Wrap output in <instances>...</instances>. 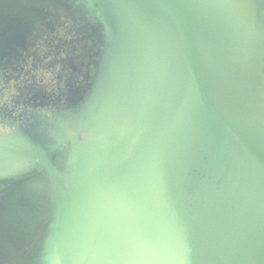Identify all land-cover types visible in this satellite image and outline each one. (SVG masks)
<instances>
[{"label":"water","instance_id":"water-1","mask_svg":"<svg viewBox=\"0 0 264 264\" xmlns=\"http://www.w3.org/2000/svg\"><path fill=\"white\" fill-rule=\"evenodd\" d=\"M249 1V13L260 20L261 37L264 39V0ZM4 2L0 0V9ZM131 3L132 13L141 20L147 33L157 43L156 50L162 61L152 64V60L148 59L144 90L129 103H126L127 93L124 91L115 104L131 108L141 98L136 125L138 136L132 159L124 156L127 163L124 176L123 154L120 150L114 147L99 150L89 140L81 145L73 135L70 143L76 144L78 149L75 173L69 184L51 157L33 150L10 148L18 167H37V170L17 175L0 171V178L4 177L0 182V191L8 185V180L11 182L44 169L50 186V212L34 249L27 258H19L18 247L24 236L21 227L25 225L19 211L23 209L22 206L18 209L20 203L13 201L17 196L11 200L10 197L7 202L0 201V212L8 221H14L7 225L12 224L14 233L19 228L18 235L21 237L17 247L0 238V247L3 246L5 250L0 258L13 260L0 264H92L95 255L103 250L101 245L114 256L113 259L108 258L106 253L102 264H136L132 255H128L124 261H118L114 246L106 245L113 242L112 231H108V226L114 222L117 206H122L123 212H133L130 219L137 222L136 226L126 227L141 236L133 251L147 256L151 248L157 250L150 262L144 260L137 264H162L163 253L176 258V264H194L186 253L185 243L186 237L194 231L187 222L197 218L223 221L225 237L221 234L222 242H238V247H231L232 250L234 248L231 261L215 259L208 264H264V244L258 235V225L264 221V185L261 183L264 181V57L257 48V39H254L238 0H131ZM173 75L174 78L170 79ZM151 77H155V81ZM180 79L184 82L183 89H178ZM173 97L204 103L206 112L218 118L216 124L219 123L221 127L210 123L207 129L213 132L216 128L222 130L221 144L225 150L222 159L226 170L221 167L224 172L218 171L228 175L232 173L235 183L232 188L214 189L215 195L211 194L210 199L200 205L205 209L199 217V208L193 206L192 213L183 212L177 224L173 220L177 211L173 197L169 196L166 205L171 209L168 214L172 218V225L166 230L168 237L162 242L153 237L151 222L154 218L148 219V213H139L137 208L128 210L126 202L122 199L121 203L120 198L129 189L128 179L139 157L144 112H151L161 102ZM170 123L174 129L176 118H171ZM213 135L215 139L218 136L217 133ZM199 138L207 137H190L185 138V141L193 146ZM165 140L166 135H163L160 140L163 146ZM181 145L186 144L184 142ZM232 147L239 150L243 157L231 154ZM190 157L186 156V161ZM7 175L15 178H8ZM150 186L147 183L140 188L148 190ZM208 190L210 192V188ZM36 204L29 205L35 209ZM210 204L214 208H208ZM230 207L232 209L227 211ZM4 228L7 226L1 227L0 236L9 235L3 232ZM157 228L160 230L159 226L155 227L156 235ZM145 235L151 237L145 239ZM201 256L204 260L210 259Z\"/></svg>","mask_w":264,"mask_h":264},{"label":"trees","instance_id":"trees-1","mask_svg":"<svg viewBox=\"0 0 264 264\" xmlns=\"http://www.w3.org/2000/svg\"><path fill=\"white\" fill-rule=\"evenodd\" d=\"M26 1L5 0L4 6L0 9V35L18 11L24 7ZM131 10V0H33L27 17L18 22L0 40V95L13 81L12 89L8 90L6 100L2 102L4 113L0 116L29 115L25 114V109L34 93L46 92L56 99L74 89L81 91L83 95H89L109 55H111L109 77L101 87L98 102L101 101L104 93L107 96L98 105L99 116L104 114L106 108L115 107L118 97L124 91L127 93L126 103H129L146 87L144 80L148 70L147 60L151 59L152 64L162 61L156 50L157 43ZM49 45H58L60 50L52 54L46 52V56L41 57L40 53ZM37 54L42 60L47 61V65L43 68L55 72L54 78L47 84L32 79L31 82L20 85L17 83V78H14L15 73L21 70L23 61ZM75 56L79 57V60L76 59L78 61L75 60ZM39 65L40 62H37L34 69H38ZM25 67H29L28 64L22 66ZM72 75L76 76L75 80H72ZM73 82L74 88H72ZM178 83V89H183V79ZM78 86H82L81 90ZM23 87L32 89L27 90ZM203 107L205 104H199L196 100L173 97L161 102V105L151 112L143 114V137L139 142V157L128 179L129 189L122 195L120 202L123 203L124 200L128 210L137 208L139 213H148V219L154 218L153 222L149 220L154 228L153 237L161 239L162 242L168 237L165 232L172 225V218L168 214L171 213V209L166 205L169 196L173 197L177 211L173 215V220L177 224L183 212L191 214L193 211L191 203L188 204V196L194 174L201 173L202 170L205 175L208 172V163L215 171L217 157L218 165L226 170V164L222 159L225 153L221 144L223 132L218 128L214 132L207 129L210 123L216 124L218 118L210 115V112H206ZM44 109L46 108L38 107L35 114L43 123L44 120H50L52 125L53 118ZM171 118H176L174 129L170 123ZM216 126L221 127L219 123ZM213 133H217L216 139ZM163 135H166L164 146L160 141ZM200 136L207 138H199L193 146L192 143L185 141V138ZM184 142L186 145L182 146ZM67 147L68 144L61 145L59 154L65 155L68 151ZM231 154L243 157L242 153L233 147ZM186 156H191L188 161ZM57 159L56 156L52 161L59 171H63ZM217 170L220 169L217 167ZM220 175L222 182L227 177L225 187L232 188L235 183L233 174ZM7 177L14 176L7 175ZM44 181L47 182L48 178L43 169L42 172L18 177L8 182V185L2 189L21 187L25 193H32L33 188ZM147 183L151 185L150 189L142 190L140 188L142 184ZM29 206L27 205L28 209L32 211L29 220H35L39 237L50 212V200L46 199L35 209ZM131 213L123 212L122 206H117L114 222L108 226V231H112L113 242L110 241L106 245L114 246V255L118 261H124V257L133 255V247L141 240L140 235L126 228L137 225L136 221H131ZM2 226L0 225V229ZM157 226L160 230L158 231L157 228L156 235ZM258 235L264 244V221L258 225ZM149 237L151 236L145 235V239ZM32 241L34 240L31 237L24 234L18 247L19 258H27L31 252H27V249ZM101 246L109 258H114L104 245ZM145 260L150 262L151 256L147 254ZM98 264H102L99 259Z\"/></svg>","mask_w":264,"mask_h":264},{"label":"rangeland","instance_id":"rangeland-1","mask_svg":"<svg viewBox=\"0 0 264 264\" xmlns=\"http://www.w3.org/2000/svg\"><path fill=\"white\" fill-rule=\"evenodd\" d=\"M238 2L247 24L254 36V39H257V48L264 57V39L261 37L262 32L260 30V20H257L256 16L249 13V0H238ZM32 4L33 0L26 1L24 7L18 11L17 15L6 26L5 30L0 35V40L5 34H8L18 22L27 17L31 10ZM261 39H263V43L261 42ZM45 49L46 48H44L40 53L41 57L46 56V52L52 54L53 52L60 50L58 45H49L46 51ZM40 56L37 54L31 59L22 62L21 70L17 71L14 76V78H17V83L20 85L27 84L31 82L32 79H36L37 82L46 84L52 81L55 76V72L52 73L49 71L53 70H46L43 68L47 65V61L42 60ZM74 58L75 60H79L78 56H75ZM37 62H40V65L38 66V69H34V66ZM110 63L111 55H109L103 63L97 82L92 87L89 95H83L81 91H74V89L68 91L65 96H59L56 99H54L52 95H48L46 92L34 93L29 98L28 105H26L25 109V114L29 115L17 116L10 114L7 117L0 116V171L3 174L5 172H10L17 175V173H28L37 170V167H18L16 165L17 162L14 161L15 159L12 157L14 153L10 151V148L28 149L41 152L51 158H55L57 156L59 166L63 170L67 184H69L75 173L76 153L78 149V147L75 146L76 144L73 145L70 143V138L73 135L77 137V143L81 145L83 142H85V140H89L91 141V144L95 148L98 147L97 149L99 150H101V148L104 149V147H114L115 149L120 150L123 154L122 157L124 162L122 164V174L124 176L127 164L124 160V156L126 155L129 160L132 159L133 149L138 136L136 125L137 118L140 114L141 98L136 101L134 106L131 105V108L124 107L122 104H118L113 108H106L104 114L101 113L102 115L99 116L100 112H98V105L105 100L107 94L104 93L101 101L99 102L98 96L100 94L101 87L109 77L108 68ZM24 64H28L29 67L22 68ZM75 78L76 76L72 75V80H75ZM151 78L152 81H155V77ZM173 78L174 75L171 76L170 79ZM12 84L13 81L10 82L9 86L3 89L4 93L1 94L2 96L0 95L1 115L4 113L3 107L1 106L2 102L6 100L5 97L8 95V90L12 89ZM74 86L75 84L73 82L72 88H74ZM78 88L81 90L82 86H78ZM23 89L31 90L32 88L23 87ZM29 93H27V95ZM157 97L158 96H155V98ZM38 107L46 108L44 109L46 113H48L50 117L53 118L52 125L50 124V120H44L43 123L38 118V115L35 114V111ZM127 113L129 115L127 116V119H125ZM124 123H126V125H124ZM67 144V153L65 155L62 153L59 154L58 150L60 146ZM1 155H3V158ZM217 158L216 165L222 172V168L218 165ZM217 167L214 171L213 166L208 163V172H206L205 175L202 170H200L201 173H195L194 179L191 181V185H189L190 193L188 196V202H190L192 206L199 208L200 213L197 217H199L205 209L204 206L200 207V205L203 204L205 200L210 199L211 194L214 196L215 190L219 191L226 189L225 182L227 177L224 178L225 181L222 182L220 175L222 173L217 170ZM3 178L4 177L0 178V182L3 181ZM8 182L10 181H7V183ZM261 183L264 185V181ZM256 187H258L257 181ZM209 188L210 192L208 190ZM49 192L50 186L48 181H44V183L34 187L33 193L31 195L25 193L21 187L5 188L0 191V201L7 202L10 197L11 200L17 196V198H15L13 201L20 203V205H18V209H21L22 206L23 210L19 211L22 215L21 217L23 218L22 222H25V225L21 227L22 234L24 233L27 237L29 236L32 238V240H34L29 244L27 252L34 249L37 242L35 239L38 238L39 234L38 226L36 227L34 223L35 220H29V216L32 211L27 209V205L37 203L35 205L36 208L40 202H44V200H46ZM185 192L188 195V192ZM210 207L214 208V205L210 204L208 208ZM231 209L232 207L227 208V211ZM13 222L14 221L11 220L8 221L6 216L0 212V225L7 226V228H4L3 232L9 233V235L6 236L1 235L0 238L5 240V243L11 242L14 247H17L18 242L21 240V237L18 235L19 228H16L14 233L12 224L11 226L7 225ZM223 223V221H207L199 218L187 222V224L190 225L194 231L191 233V236L186 237V253L194 264H208L209 262H213L212 260L215 259L229 262V260L231 261L233 259L234 248L232 250L231 247H238V242H236L237 244L229 240L224 243L222 242L223 239L221 238V234L223 235V238L225 237ZM207 224L209 227H204ZM139 229H141V227H139ZM140 232L143 233V231ZM140 249L141 247L138 248V250ZM224 250H226V252ZM156 251L157 250L155 248H151L148 254H151L150 256H152V254H154ZM3 252H5V250L2 246L0 247V256L3 254ZM200 254L210 259L204 260V258H202L203 256ZM105 255L106 251L104 249L99 251L92 259L91 263L94 264L96 262V264H98V259H101L103 262ZM158 256L160 257V255ZM146 257L147 256H141L134 252L132 255V260L136 264L142 263L145 262L144 260ZM111 258L113 259V257ZM127 258L128 257H124V259H122L126 260ZM112 259H109V261H112ZM2 261L9 262L13 260L0 258V262ZM162 264H176V258L172 257L168 253H163Z\"/></svg>","mask_w":264,"mask_h":264}]
</instances>
